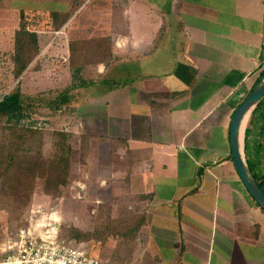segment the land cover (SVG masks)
Masks as SVG:
<instances>
[{
  "label": "crops",
  "instance_id": "obj_1",
  "mask_svg": "<svg viewBox=\"0 0 264 264\" xmlns=\"http://www.w3.org/2000/svg\"><path fill=\"white\" fill-rule=\"evenodd\" d=\"M58 1L59 10L15 12V26L11 34L1 32L0 43L15 47L21 15H45L51 27L38 33L40 51L53 48L68 73L71 42L99 37L94 32L109 37L110 65L97 66L101 80L90 86L96 97L79 99V108L89 104L99 111L83 116L91 136L105 142L107 172L127 177L128 194L145 198L139 206L147 221L133 264H264V212L235 171L228 133L233 112L261 76L264 0H99L92 8L111 12L104 27L73 25L90 0ZM0 10L12 11V1L1 2ZM58 14L69 18L55 31ZM134 15L151 20L143 39L134 32ZM260 110L249 163L247 131ZM253 111L244 155L263 183L264 107Z\"/></svg>",
  "mask_w": 264,
  "mask_h": 264
},
{
  "label": "rangeland",
  "instance_id": "obj_2",
  "mask_svg": "<svg viewBox=\"0 0 264 264\" xmlns=\"http://www.w3.org/2000/svg\"><path fill=\"white\" fill-rule=\"evenodd\" d=\"M3 1L5 0H0V3ZM11 1L13 3L12 11L0 10V34L1 32L11 34L10 32L15 26L16 13L20 10L23 12H27L28 10H41L44 13L47 9L49 12L55 8L59 10L61 6L58 0ZM97 1L99 0H90L82 11L77 14L74 19L75 24L73 25H88L90 22H94L103 27L108 25L107 21L110 20L108 14L111 12L109 11L107 14V8L105 6L101 8L102 10H98L97 8L93 9L92 5ZM107 4L109 6L111 3L107 2ZM112 8H114L113 13L116 15L119 8L117 6ZM134 14H141V12H134ZM10 15L12 19L9 17ZM24 18L23 23L25 24V29L33 33L37 32V40H39L38 33L46 31L47 26L51 27L45 23V15H36L33 12V14L26 15ZM133 24L136 36L142 39L146 37L147 31L152 30L151 20H147L140 15L138 17L133 16ZM18 29L19 26L17 27ZM54 33H50V35L58 37ZM94 34L99 36L93 40L95 42H98L100 38H109L104 35L105 33L103 34L104 36H101L100 33L97 35L98 33L96 32ZM14 37L15 34L13 35V40L15 41ZM0 44L3 45L0 48V97L6 95L12 89L18 88L22 96L50 93L56 98L59 93L73 83L78 84L81 81H86L97 84L101 80V76L98 77L95 74L97 66H89L79 72H76L74 68L68 66V73H65L66 70L64 68L66 66L64 67V65L67 62H64L63 56L51 55L53 48L48 49L42 54L40 50L43 48L39 46V51L35 58V60L38 58V64L36 63L35 66H31L33 64L31 63L29 66L31 68H28L27 72L25 70L21 75L15 77L14 64L17 57L24 58L27 55L30 56L29 52L32 49H26L24 51L25 55L22 57V55L20 56L15 52L16 49L14 46L13 49L9 48L8 42L5 43L3 40ZM108 65L110 64H104L102 66ZM82 89H77L81 92L80 96L75 95V91H73L65 110L62 109L60 113H56L54 116L49 117L31 114L28 116L23 115L18 119L11 118L10 116L9 119L6 116L0 119V128L10 125L18 129L35 130L42 133L61 131L71 135L69 141L71 146V169L68 185L62 189V193L58 196H45L41 191L42 185L35 186L26 216L28 217L32 211H36L37 214H45L46 216L50 213H55V217L58 218L56 221L58 227L63 224L83 234V239H78L80 243H70L71 245L81 247L92 256H98L116 264H133V254L137 244L138 232L145 222L142 221L144 215L140 212L139 202L141 200H138V196L134 197L131 195L133 199L129 198L128 201L121 199L122 196L129 195L123 189V184L121 183L122 175H114L113 178L107 172L108 160L105 154V142H102V146L98 144L96 137L91 136L89 117L86 118L83 116L84 114H95L99 111L89 104L79 108L84 105V102L80 100L90 101L96 97L90 94L94 90H91V87ZM42 97H45V95H42ZM262 107H264V100H261L259 103V109ZM260 114L261 110L254 114L253 122L247 131V158L249 163L251 162V153L249 150L250 136L255 129L256 123L260 122ZM83 137H87V140L83 139ZM81 147L84 150H81ZM96 148L100 149L96 150ZM112 165L115 168L121 166L118 161H114ZM252 171L254 172V170ZM106 207L113 208V210L108 211ZM126 212L131 213L132 215L130 216L132 217H137V221L141 218L140 226L136 235L134 234L135 237L133 240L130 239V232L133 231L135 222L127 224L126 218L129 215ZM8 215L7 210H0V253L3 244L2 240L4 239L3 235L6 233V228L9 224ZM26 225L27 222H25L24 226L19 227V229Z\"/></svg>",
  "mask_w": 264,
  "mask_h": 264
},
{
  "label": "trees",
  "instance_id": "obj_3",
  "mask_svg": "<svg viewBox=\"0 0 264 264\" xmlns=\"http://www.w3.org/2000/svg\"><path fill=\"white\" fill-rule=\"evenodd\" d=\"M59 17V16H58ZM54 18L53 28L55 31L60 30L69 16ZM26 30V31H25ZM15 49L20 56L25 55L24 51L31 50L30 56L20 58L15 61V77L21 75L29 67L35 66L38 59V40L35 33L27 31L23 23V16H20L19 29L15 32ZM95 39L71 42L69 46L68 66L74 68L76 72L83 71L86 67H96L99 64H108L111 59L110 43L100 38L98 42ZM35 60V61H34ZM34 61V62H33ZM38 64V63H37ZM262 71L259 72V76ZM94 83L81 81L78 84L73 83L63 90L55 98L53 94H38L22 96L18 88L10 90L6 95L0 97V119L6 116L19 118L21 116L39 115L54 116L65 110L68 105L71 93L77 89L94 86ZM45 95V97H42ZM264 100V98L262 99ZM256 106L253 112L258 108ZM9 117V119H10ZM69 133L54 131L51 133H42L35 130L18 129L16 127L0 128V210H7L9 224L6 228L7 233L16 231L19 227L25 225L27 219L28 207L35 186L41 184L42 194L45 196H58L62 189L66 187L70 180V153L71 146ZM87 140V137H83ZM81 150H84L81 147ZM127 164L134 161L128 160ZM250 166V165H249ZM254 176V175H253ZM261 190L264 192V182L262 178H256ZM123 189L126 191L128 178L123 177L121 180ZM133 199L130 195L122 196L121 199ZM139 197L138 200H144ZM108 211L113 210L106 207ZM126 218L127 224H134L131 233V240L134 239L141 223V218ZM142 221H147L143 216ZM144 222V223H145ZM139 224V225H138ZM133 234V235H132ZM135 234V235H134ZM3 235V238L5 236ZM2 238V239H3ZM57 238L63 244H78V239H83V234L76 229L61 224L58 227ZM111 264H116L110 261Z\"/></svg>",
  "mask_w": 264,
  "mask_h": 264
},
{
  "label": "built area",
  "instance_id": "obj_4",
  "mask_svg": "<svg viewBox=\"0 0 264 264\" xmlns=\"http://www.w3.org/2000/svg\"><path fill=\"white\" fill-rule=\"evenodd\" d=\"M54 34L58 36L59 32ZM257 67L259 72H264V48ZM57 220L55 213L46 216L30 212L27 225L7 233L2 240L0 264H111L81 247L60 242Z\"/></svg>",
  "mask_w": 264,
  "mask_h": 264
},
{
  "label": "water",
  "instance_id": "obj_5",
  "mask_svg": "<svg viewBox=\"0 0 264 264\" xmlns=\"http://www.w3.org/2000/svg\"><path fill=\"white\" fill-rule=\"evenodd\" d=\"M264 98V72L248 96L235 109L229 126V149L235 171L255 204L264 212V192L256 182L244 155V133L246 123L255 107Z\"/></svg>",
  "mask_w": 264,
  "mask_h": 264
}]
</instances>
